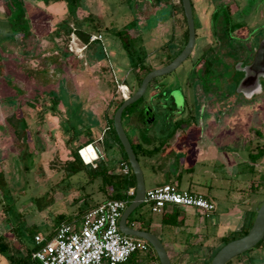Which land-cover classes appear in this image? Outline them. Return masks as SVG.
<instances>
[{
  "label": "rangeland",
  "instance_id": "rangeland-1",
  "mask_svg": "<svg viewBox=\"0 0 264 264\" xmlns=\"http://www.w3.org/2000/svg\"><path fill=\"white\" fill-rule=\"evenodd\" d=\"M17 2L22 3L26 18L23 28L18 30L12 27L9 17L11 9L17 8ZM193 2L197 32L195 48L176 70L161 76L160 80L176 85L175 88L180 86L174 91L178 99L182 98L179 106L186 100L181 95L185 87L191 103L196 101L202 104L203 109L212 111L220 128L233 133L225 136L227 145L220 148L224 151V172L231 175L228 165L235 159L242 160L235 169L243 172L237 181L230 177L224 179V186L229 189L231 182L234 185L239 182L243 183L244 189L232 191L229 198L227 191L224 192V200L218 202V212L206 218L207 227L197 231V236L190 235L187 241H182L179 239L182 235L179 232L176 234L179 240L176 242L179 243L176 250L172 248L173 264H209L212 255L225 244L224 236L238 238L244 235L241 229L250 224V216L241 214L247 211L244 201L248 202L253 214L264 200V156L252 175L248 171L247 160L252 146L264 144V90L253 98H246L242 94L231 93L226 85V78L232 74L234 64L242 59L251 62L255 48L264 39V1L259 7L255 6L250 16L245 13L249 10L248 3L252 4L253 0ZM224 2L229 4L233 13L242 8V16L240 12L236 15L238 21L242 20V27L233 32V39L227 40L223 36L225 26L222 18L214 23L211 16L212 11ZM93 24L99 25L102 39L86 48L82 39L77 38V30H87ZM186 29L180 0H152L151 3L148 0H0V148L9 155L8 161L0 158V170L6 174L4 178L0 177V231L23 254L25 246L34 245L36 233L47 236L53 231L59 214H71L73 220H79L81 215L77 214L80 210L91 207V203L97 201L96 196H104L99 181L83 187L84 182H80L83 181L82 172L68 175L65 160L71 158L70 150H65L66 145L57 137L58 132L54 129L52 134L51 128L60 121L64 127L61 130L66 132L73 124V131L64 135L65 139H72L73 134L75 136L70 148L77 145V140L84 141L93 131L82 128V124L90 122V117L85 114L87 105L84 102L91 101L92 110L101 105L102 112L110 105V114L113 115L115 105L125 98L120 85L127 83L129 91L125 90V93L128 96L132 94L139 86L140 75L144 76L151 67L164 65L182 50ZM123 38L129 42L127 47ZM201 57L211 61L213 71L208 77H202L204 68L199 67L197 61ZM205 84L208 85L206 89ZM152 90L156 89L152 86ZM151 94L149 85L143 98L136 101L131 110H139ZM62 96L79 99L82 103L79 107L67 108L60 101L57 104L52 102V99L60 100ZM160 100L162 103L165 101L164 98ZM168 113L170 110L166 106L157 109L153 126L146 130L129 126L127 114L123 116L124 127L143 168L147 188L158 177L153 173L151 162L145 160L137 147V141L142 140L143 131L151 130L153 133L166 128ZM100 123L99 132L105 127L106 120ZM135 125L140 124L135 122ZM171 128L174 129L175 124L172 123ZM109 137L110 132L101 141L108 151ZM24 146L26 149L31 147L35 152V163L32 158L26 162L30 167L22 166V161L16 159ZM211 150V154H207L212 159V166L211 162L205 166L201 163L203 154L194 146L188 147V155L185 151H176V163L188 165L193 162L197 172L216 178L220 170L215 167L214 160L221 162L222 153L214 148ZM170 151L173 150L168 149L167 153ZM119 168L120 164L117 165L120 171ZM249 177L259 183L254 192L249 189ZM166 181L176 183L174 178H166ZM231 202L235 203L232 213H237L230 215L229 223L224 222L218 228L209 227L214 225V220L222 224L226 218L223 213L229 211L227 203ZM161 216L143 202L131 213L128 223L136 225L139 222L148 228L151 221L161 222ZM191 217L196 225L200 224L198 211ZM132 218H139V221L132 223ZM196 228L191 227L192 232ZM206 235L208 237L204 239ZM159 237L167 242L166 234L160 233ZM258 247L235 256L229 264H249L245 263L246 259L250 254L257 256L261 252L257 251ZM150 253L160 263L152 245L149 251H137L132 258L150 259ZM185 253L189 256L185 257ZM7 262L6 258L0 257V264Z\"/></svg>",
  "mask_w": 264,
  "mask_h": 264
},
{
  "label": "crops",
  "instance_id": "crops-1",
  "mask_svg": "<svg viewBox=\"0 0 264 264\" xmlns=\"http://www.w3.org/2000/svg\"><path fill=\"white\" fill-rule=\"evenodd\" d=\"M151 1L152 0H148V2L150 3ZM97 33H100V32H97ZM82 42L89 47L91 43L94 41L88 42V43L84 41ZM59 101L62 103L63 106L67 108H69L70 106L74 108L79 107L80 104L82 103L79 99L71 100L68 96H66V98L65 96H62L60 100L58 98L57 103H59ZM52 102H53V99H52ZM194 102L195 103H191L187 97V99L185 100V103H183L180 109H176L172 107L174 111L166 114V118H165L166 128L159 129L157 131H154L153 133H151V130L145 131V132L143 131L141 135L142 140H138L137 145L141 143L144 146L145 150L143 151L141 150L142 155L146 161L151 162L153 173L157 175L158 177L156 181H152L153 183L151 187L147 189L154 188V187L163 185L165 183H169L168 181H166V178H169V179L174 178V180H176V183H178V185L181 188H186L194 192L203 193L207 197L213 199L217 205L216 210L214 212L216 213L218 212L219 200H224V192L226 193L227 191L226 195L228 194L227 198H229L231 197L230 193L232 191L244 189L243 183L239 184V182L235 183V185L233 182H231V185H230L231 187L229 189H226L224 186V179L227 180L230 177V179H235L236 181L239 180V178L241 177L240 174L243 171L237 170L235 169V167L238 164L242 163V160L235 159V161L233 160V162H231L232 164L230 163L228 165L232 171L231 175L230 174L228 175L224 172L225 157H224V151H222L220 148L224 147V145H227V143L224 142L225 136L229 137V135L231 136V134L233 133H231L230 131L225 132L223 128H220V124L219 123L217 124L215 122L217 121V119L215 120L214 114L211 113L212 111L208 112L207 109H203L204 111L198 112L196 110V101ZM84 104L87 105V108L85 109V114L88 117H90V122H85L84 124H82V128L91 129L93 131H92V134H89L87 136L85 135L86 139L84 141L78 142L77 140L76 143L84 144L86 142H93L95 149H96V153L98 154V158L95 160V163L97 164L99 161L102 160L106 163V165L110 169H114V168L117 169V165L120 164V162L125 159L123 158L122 148L120 144L117 142V140L115 139V136L111 130L110 121L114 115V112H113V115L110 114V105L104 108L103 109L104 112H102L100 111L102 108L101 105H97L98 106L96 107L97 110H92L93 108L91 109L90 107L91 101H85ZM52 107L54 108L53 105ZM141 116L142 115H139V116L137 115V111L132 114L127 115L129 126H134V127L136 126L138 128H143L144 130L151 128L154 124V121L152 124L149 125V127H145L144 124L141 122L142 120L141 121L139 120V117ZM197 118H198V121L196 120ZM104 119L106 120L105 127L102 129L101 132H99L97 131L98 127L102 125L100 121ZM168 121L170 122L167 123ZM177 121H179L180 124L174 129H172L171 128L172 123L176 124ZM135 122L140 125H135ZM66 127L68 128V126ZM69 127H70L69 130H67L66 132L65 131L63 132L61 129H63L64 127L59 121V123L56 126H53V128H51V133L54 129H56V131L58 132L57 137L59 136V138L61 139V142L66 145L65 150H71L69 146L70 139H65L66 136H64L66 134L68 135L70 131L71 132L73 131L74 125L71 124L69 125ZM26 129L23 130V135H24V131L26 132ZM108 132H110L109 151H108V148L102 145L101 143V141L105 138ZM25 137H26V134L24 135V138ZM220 143L222 144V146H218ZM190 146L192 148L193 146L197 147V150L201 151V153L203 154L202 156L203 161H201V163H203L204 166L207 165L208 162L210 163L212 161V159L211 160L209 159V155L207 154V153H210L209 151H212L211 149L214 148L218 150L220 153H222L221 162L218 160H214L215 167L216 168L219 167V170H220V173L216 176V178L210 177V176L207 177V175H205V173H202L201 171L197 172L193 162L188 165H185L184 163H176V159H177L176 151L178 150L180 152L185 151V154L188 155L189 152L186 150H188V147ZM168 149H172L173 151H170L167 153ZM3 150L4 149L1 147L0 148V158L3 157L2 159L3 161H8L9 155L7 153L4 154ZM250 152H253V153L257 152V146L256 147L252 146L248 152V159H247L249 160L248 171H250L252 175V174H255V171L257 170L256 167H258V165L260 164L261 159H258L257 161L252 160L250 158ZM34 153L35 152L31 147L30 149H26L24 146L21 150H19L16 156V159H19L22 161L21 162L22 166L24 165V166L30 167V165L29 164L27 165L26 162H28V159L35 158L33 156L35 155ZM14 156L15 155H13V160H14ZM33 163H35V159ZM210 165L212 166V162L210 163ZM0 174H2L3 176H6L5 171L3 170H0ZM203 176H206V177L204 178ZM202 178H204L205 180ZM248 181H251L249 189L252 192L257 190L256 185H258L259 183L256 182V179H254L253 177L251 178L249 177ZM106 191L107 192L103 191L104 196H101V195L96 196L97 201L92 202L91 207L96 206L100 204L101 202H103L104 200H106L107 199L106 193H112V190L110 188L107 189ZM230 204L228 205L227 203L226 207L229 211H226L223 213L224 216H226V218H224V221L222 222V224L218 220H214L212 222L214 225H211L209 227L218 228L219 227L218 225H223L224 222L229 223V221L231 220L230 215L237 213V212L232 213L231 211L234 208L235 203L231 202ZM243 205L247 208V211L245 212L242 211L241 214L242 215L245 214V216L246 215L250 216L252 212L251 210H249L248 202L244 201ZM196 211L199 212V215L201 217L200 224L198 225H196L195 221L193 220V217H191V215H193V213H195ZM164 213H168L166 217H169L170 214L178 213V219L181 220L182 223L180 225H177L179 227L177 226L172 227L174 225L167 224L163 221ZM164 213L161 214L162 215L161 222L151 221L149 225H150V230L156 233L158 236L160 233L166 234L167 242L165 243V246L170 254L171 260H173L174 255L172 253L173 252L172 248L176 250L175 248H177L176 246L179 243V242H176L178 240L177 239L178 236L176 234L179 232L182 235L180 236L181 238H179V239H182V241H185V240L187 241L190 235L197 236V231H199L200 229L204 230L203 227L205 226L207 227V224L205 221L207 217H205L200 212L199 209L192 208V207H188V208L172 207ZM81 219L82 217L79 220H77V223H79ZM136 223H137L136 225L133 224L132 226H136L139 228L144 226L143 224L139 222H136ZM196 226H197L196 230L192 232L191 227H196ZM0 234H2L1 231H0ZM218 234L220 233L218 232ZM220 235H223V234H220ZM207 237L208 235H206V238L204 239H207ZM263 243L264 241L258 247V250H257L258 252L259 250L261 252L257 256H254L255 254H252V255L250 254L249 257L246 259L245 263L249 262V264H251V262H253L252 259L255 258L253 259L255 262H253L252 264H264V253H262L264 251ZM132 256L126 262L122 264H160L156 256L153 253H150V259L137 258V257L132 258ZM184 256L188 257L189 254L185 253ZM0 257H2V255H0Z\"/></svg>",
  "mask_w": 264,
  "mask_h": 264
},
{
  "label": "built area",
  "instance_id": "built-area-1",
  "mask_svg": "<svg viewBox=\"0 0 264 264\" xmlns=\"http://www.w3.org/2000/svg\"><path fill=\"white\" fill-rule=\"evenodd\" d=\"M79 36L77 35V38ZM102 39L101 33H93L90 42ZM126 85V84H124ZM124 97H128L123 88ZM93 142L83 145L79 154L86 164L96 166L92 158L87 161L83 149ZM120 171L131 175L129 162H120ZM135 186L126 190L124 198H109L90 208L79 223H62L51 236L34 235L36 249L32 257L42 264H122L137 251L147 252L151 244L145 238L124 233L120 228L123 210L135 195ZM152 212L163 214L172 207L197 208L205 217H212L216 210V202L200 192L181 188L178 183H165L146 190L144 201Z\"/></svg>",
  "mask_w": 264,
  "mask_h": 264
},
{
  "label": "water",
  "instance_id": "water-1",
  "mask_svg": "<svg viewBox=\"0 0 264 264\" xmlns=\"http://www.w3.org/2000/svg\"><path fill=\"white\" fill-rule=\"evenodd\" d=\"M181 2L188 28V39L185 46L170 62L148 71L143 76L138 88H136V90L128 97L124 98L123 102L115 110L113 115V123L116 133L124 147L128 161L136 178L135 195L122 212L119 221L120 228L126 234L139 236L148 240L156 250L160 259V264H172L170 254L162 239L151 230L135 227L128 223V218L131 213L143 203L147 187L140 160L124 127L123 111L127 106L144 96L153 79L176 70L193 52L196 44V24L192 0H181ZM235 69L234 82L237 93L244 95L246 98H253L264 90V39H262L253 61L246 63L244 60H239L235 63ZM172 97L176 108L180 109L181 106H179V103L182 102V98L178 99L174 93L172 94ZM148 110H150V108L146 109V111ZM263 239L264 200L256 207V214L248 232L243 236L229 240L221 246L214 254L210 264H227L235 256L253 249Z\"/></svg>",
  "mask_w": 264,
  "mask_h": 264
},
{
  "label": "trees",
  "instance_id": "trees-1",
  "mask_svg": "<svg viewBox=\"0 0 264 264\" xmlns=\"http://www.w3.org/2000/svg\"><path fill=\"white\" fill-rule=\"evenodd\" d=\"M192 5H193V10H194V2H193V0H192ZM181 11L183 13L184 20L186 21V18L184 16V9H183V6H182V2H181ZM212 15H213V22L214 23H216V21L220 17L222 18V21H223L224 26H225L224 27V32H223L224 33L223 34L224 40L225 39L227 40V39L231 38L232 37V33L236 29H238V28H240L242 26L241 22L234 21L232 19L229 7L224 5V4L218 5V7H216L214 9ZM9 17H10V23H11L12 27H14V29L18 30V29H20L23 26L22 24L26 21V18H25L24 7H23L22 3L17 2V8H12L11 9V13H10ZM100 30L101 29H100L99 25L93 24L87 30L86 29H81V28L78 29L77 33H78V36L82 39V41L88 43V42H90L91 34L95 33V32H99ZM187 38H188V29H186V40H187ZM127 42H128V40H125L123 38V43H124V45L126 47L128 46V43H129V42L128 43ZM169 61H170V59L167 62H169ZM197 61H198V64L205 66L204 72L206 74H208V73L213 71L212 64H211V61H210L209 58L201 57ZM135 65H137V64H135ZM151 69H153V67L149 68V70H151ZM235 72H236V69H235V65H234L232 74L229 76V80H228L229 81L228 82L229 83L228 84V89H230L231 93H237L236 89H235V82H234V74H235ZM138 78H139L138 82L140 84L143 76L140 75ZM141 98H143V97H141ZM123 100L124 99L120 100L115 105L114 112L119 107V105L123 102ZM139 100H137V101H139ZM57 101H58V98H54L53 99V102H55V104L57 103ZM55 104H54V107L56 106ZM134 104H135V102L132 103L131 105L127 106L124 109L123 116L125 114L129 115V114H132V113L138 111V110H136V111L135 110H133V111L131 110V107ZM110 122H111V130H112V132H113V134L115 136V139L117 140V142L120 144V146L122 148L123 158L125 159V161L129 162L127 154H126V152L124 150V147L121 144V141H120V139H119V137H118V135L116 133V130H115V127H114V123H113V117L111 118ZM179 124H180V122L177 121L176 124H175V127H177ZM73 135H72V139H70L69 142H72V143L74 142L75 136H73ZM88 143H90V142H86L84 144H77L75 147H71V150H70L71 158L65 160V162H66L65 168H66V171L68 172V175L82 172L83 174H82L81 178H82L83 181L80 180V182L81 183L84 182L82 184L83 187L87 183H90V182L92 183V182H94L96 180L99 181V183L101 185V189L103 191L107 192L106 190L109 189V188L112 190V193H106L107 194V199H109V198H124V197H126L127 196L126 190L130 186H135L136 185V178H135L134 172L132 171L131 175H126V174L122 173L121 171L117 170L116 168L110 169L106 165V163L104 161H102V160L99 161L96 164V166H93L91 164H86L83 161V159L81 158L80 154H79V149L83 145L88 144ZM133 147L135 149L134 145H133ZM137 147L140 149V151L141 150L142 151L145 150L144 146L141 143L138 144ZM135 152L137 154L136 149H135ZM263 156H264V144L263 145L261 144V145L257 146V152H255V153L250 152V158L252 160H255V161H257L258 159H261ZM0 177L4 178L5 176L0 174ZM1 182H2V180H0V183ZM93 207H95V206L89 207V208H87L85 210L84 209L80 210V213L77 214V216L81 215L80 216V218H81L90 208H93ZM255 214H256V211H254L253 214L250 215V218H249L250 219V224L243 226V228L241 229L244 232V234H246L248 232L249 228L251 227L253 219L255 217ZM15 215H17V213H15ZM166 215H168V213H164L163 221L165 223L170 224V225H174V226L180 225L182 223V221L178 219V213L170 214L169 217H166ZM73 219H74V216L71 215V214H69V215L64 214V213L59 214L57 216V219H56L55 227H54L53 231L48 234V237H51L55 233L57 228L62 223H73L75 221L77 223L78 219L77 220H73ZM7 220L10 221L9 218ZM136 221H139V218H132L131 219L132 223H134ZM149 224H150V222H149ZM149 224L147 225V226H149L148 228H144L143 226L140 227V228L150 230V225ZM130 225H132V224H130ZM234 238L235 237L231 238L229 235L228 236L226 235V236L223 237V240H224V243H226L229 240L234 239ZM34 241H35V239H34ZM262 241L263 240H261L257 244V246L258 245L260 246L262 244ZM36 247H37L36 243H34V245L30 246V247H26L25 246L26 252L23 254L20 251V249H18L16 246L12 245L11 241L6 238L5 234H0V255H2V257L6 258L8 260L7 264H42L39 260H37V259L32 257V252H33V250L36 249ZM134 253H136V252H134ZM214 254L212 255L211 259L213 258ZM231 260L227 264L231 263ZM210 262H211V260H210ZM210 262H209V264H210Z\"/></svg>",
  "mask_w": 264,
  "mask_h": 264
},
{
  "label": "flooded vegetation",
  "instance_id": "flooded-vegetation-1",
  "mask_svg": "<svg viewBox=\"0 0 264 264\" xmlns=\"http://www.w3.org/2000/svg\"><path fill=\"white\" fill-rule=\"evenodd\" d=\"M264 0H253V2H252V4L251 3H248L249 4V6H248V11H247V13H245V14H247V15H251L252 14V12L255 10L254 8H255V6L257 5L258 7L261 5V3L263 2ZM224 5H226V6H228L229 7V4L228 3H226V2H224ZM244 7V6H243ZM229 9H230V7H229ZM240 12V14L242 13V8L240 9V10H237L235 13H233L231 10H230V13H231V16H232V19L234 20V21H238L237 20V17H236V15L238 14ZM212 14H213V11H212ZM211 14V16H212V19H213V15ZM241 16H242V14H241ZM213 21V20H212ZM240 21H242V20H240ZM239 21V22H240ZM242 23V22H241ZM242 27V26H241ZM240 27V28H241ZM243 28H245V27H243ZM188 29V28H187ZM234 38V35H233V33H232V37L231 38H229V39H233ZM188 39V38H187ZM196 39H197V32H196ZM262 41V40H261ZM186 42H187V40H186ZM186 42H185V44H186ZM261 43V42H260ZM259 46H260V44L257 46V48H255L256 49V52H257V50H258V48H259ZM86 48H88V46L86 45ZM195 48V47H194ZM183 49V48H182ZM194 50V49H193ZM256 52H255V54H256ZM179 54V53H178ZM177 54V55H178ZM255 54H254V56H253V58L250 60V61H252L253 59H254V57H255ZM176 55V56H177ZM174 58V57H173ZM173 58H171L170 59V61L173 59ZM242 60H244V61H247V59H242ZM169 61V62H170ZM247 62H249V61H247ZM168 62H166L165 64H167ZM164 64V65H165ZM235 65V64H234ZM199 67H203V68H205V66L204 65H200ZM154 68V67H153ZM148 71H150L149 69L146 71V73L148 72ZM145 73V74H146ZM209 74V73H208ZM208 74H206L205 72H204V74H203V76L202 77H208ZM160 78H161V76L160 77H157V78H155V79H153L151 82H150V87H151V92H152V94H151V96H149L148 98H146L145 99V101L142 103V107L137 111V115L139 116V115H142L141 117H139V120L144 124V126L145 127H149V125L150 124H152L153 123V121L155 120L154 118H156V110L157 109H162L163 108V106H166V108L167 109H169L170 110V112H173L174 111V109H172V107L173 108H176V105L174 104V100H173V97H172V94L174 93V91L175 90H177L180 86H178L177 85V87L175 88V86L176 85H172V84H170V82H167V83H162L161 82V80H160ZM227 80H226V85H227V87H228V80H229V77H227L226 78ZM153 82H154V84H153ZM208 83V82H207ZM188 84V86H189V82L187 83ZM152 86H153V89H156L155 91H153L152 90ZM204 87H205V89L206 88H208V85L207 84H205V85H203ZM149 87V86H148ZM182 88V87H181ZM180 89V88H179ZM186 88L185 87H183L182 88V90H181V92H182V95H184L185 97H186V99H187V92H186V90H185ZM228 89V88H227ZM147 92V91H146ZM236 94V93H235ZM160 98H164L165 99V101L162 103L161 102V100H160ZM197 104H200V103H196V106H197ZM147 108H150V110H148V111H146V109ZM197 108V107H196ZM177 109V108H176ZM201 109L203 110V106H202V104H200V107H198L196 110L198 111V112H201ZM154 119V120H153Z\"/></svg>",
  "mask_w": 264,
  "mask_h": 264
},
{
  "label": "bare ground",
  "instance_id": "bare-ground-1",
  "mask_svg": "<svg viewBox=\"0 0 264 264\" xmlns=\"http://www.w3.org/2000/svg\"><path fill=\"white\" fill-rule=\"evenodd\" d=\"M123 88H126V85H123ZM84 157L87 161H90L92 158H96V151L93 148V145H89L87 148L83 149Z\"/></svg>",
  "mask_w": 264,
  "mask_h": 264
}]
</instances>
